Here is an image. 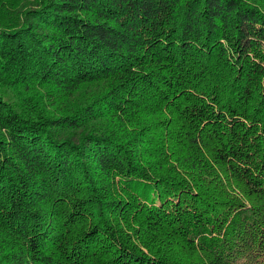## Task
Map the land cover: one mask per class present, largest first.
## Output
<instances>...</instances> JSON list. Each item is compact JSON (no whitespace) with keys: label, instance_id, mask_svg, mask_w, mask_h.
Returning a JSON list of instances; mask_svg holds the SVG:
<instances>
[{"label":"trees","instance_id":"trees-1","mask_svg":"<svg viewBox=\"0 0 264 264\" xmlns=\"http://www.w3.org/2000/svg\"><path fill=\"white\" fill-rule=\"evenodd\" d=\"M0 264H264V0H0Z\"/></svg>","mask_w":264,"mask_h":264}]
</instances>
